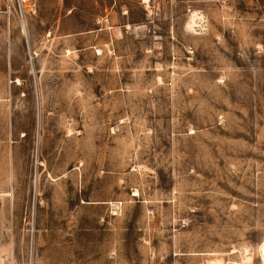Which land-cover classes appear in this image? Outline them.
<instances>
[{"label":"rangeland","instance_id":"obj_1","mask_svg":"<svg viewBox=\"0 0 264 264\" xmlns=\"http://www.w3.org/2000/svg\"><path fill=\"white\" fill-rule=\"evenodd\" d=\"M263 240L264 0H0V264Z\"/></svg>","mask_w":264,"mask_h":264},{"label":"bare ground","instance_id":"obj_2","mask_svg":"<svg viewBox=\"0 0 264 264\" xmlns=\"http://www.w3.org/2000/svg\"><path fill=\"white\" fill-rule=\"evenodd\" d=\"M195 17V15H194ZM197 18V17H196ZM195 19L192 21L194 24H195ZM193 26L192 23L189 24V27ZM264 241V240H263ZM262 256H263V264H264V242H263V245H262Z\"/></svg>","mask_w":264,"mask_h":264}]
</instances>
